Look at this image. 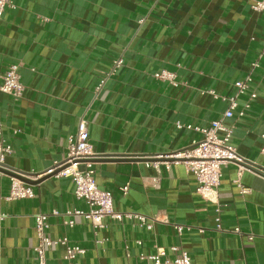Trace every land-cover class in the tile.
I'll list each match as a JSON object with an SVG mask.
<instances>
[{"label": "crops", "instance_id": "1", "mask_svg": "<svg viewBox=\"0 0 264 264\" xmlns=\"http://www.w3.org/2000/svg\"><path fill=\"white\" fill-rule=\"evenodd\" d=\"M11 1L15 9L0 19V77L18 65L25 92L20 100L0 93V142L12 147L4 170L41 183L32 186L34 199L8 200L13 177L0 172V264H38V215L49 216V237L67 239L48 249L49 264H67L68 247L84 250L82 264H148L142 255L164 248L173 257V247L193 264H264V176L249 169L239 176L238 163L225 165L218 214L183 164L148 166L199 142L200 133L177 124L209 128L229 107L222 97L236 95V84L251 76L257 99L238 117L249 96L239 99L227 121L235 126L230 145L264 167V13L251 9L258 0ZM165 71L175 84L154 78ZM83 116L98 187L113 194L118 212L157 217L151 230L128 220L104 219L97 232L85 218L65 224L67 211L89 207L71 179L47 172L67 157ZM176 226L189 229L180 236Z\"/></svg>", "mask_w": 264, "mask_h": 264}, {"label": "built area", "instance_id": "2", "mask_svg": "<svg viewBox=\"0 0 264 264\" xmlns=\"http://www.w3.org/2000/svg\"><path fill=\"white\" fill-rule=\"evenodd\" d=\"M10 9H15V5L11 0H0V19L3 14ZM251 9L256 13H264V0L254 1L251 5ZM122 64V59L114 63L112 71L108 74V79L116 74L117 69L120 68ZM258 66V63L252 65L253 68H257ZM19 69L18 65H12L0 77L2 80L0 84V93L7 94L15 100L22 99L25 92V86L21 81ZM154 78L158 81L170 82L171 84H175L176 80L175 75L166 71L155 74ZM106 80L102 81L96 88V98L102 92ZM251 84L252 77L249 76L246 80L236 84V95L229 98L222 97L223 100L229 103V107L223 117L220 120L214 121L209 128L183 125L181 123L177 124L179 130L187 129L200 133L202 139L199 142L179 152L155 156L151 158L152 162L148 163V166L156 169H159L161 165H165L168 170H170L173 165L183 164L187 172L192 175L197 182V194L203 201L215 205L218 214L222 212V207L219 202V189L221 186L223 167L229 163H238L239 176H241L244 171L248 170L244 166L246 160L238 154L236 148L230 145L235 126H230L227 121L235 117V111L239 107V99L241 97L248 95L249 99L244 103L238 117H244L245 112L251 107V102L257 99V94L251 90ZM212 94L215 95L214 92H212ZM67 151L65 160L49 170L47 175L71 179L74 184L75 197L79 200H84L89 207L88 212L81 210L67 211L63 215V217L67 219L65 222L67 226L73 228L75 226V218H85L93 224L96 232L105 228L103 224L104 219H111L119 223L128 220L132 222L134 226L150 230L153 228L154 224L157 222V217H150L134 212H118L115 209L113 194L101 190L98 187L95 170L98 156L94 152L91 143L89 123L86 116H83L79 120L76 132L70 136ZM261 153L264 155V148ZM11 154V145L7 144L5 141H1L0 169H4V165ZM252 167L264 174V167L258 168L254 165H252ZM11 180V193L8 200L34 199L36 197L32 186L24 184L14 177ZM236 184L243 195L250 192L249 189L241 184L240 180H237ZM129 190V184L121 188V192L124 196L128 194ZM53 215L60 216L58 212H53ZM3 219L4 216H0V221ZM48 219V215H38L35 217V229L39 241L38 246L35 248L38 264H49L47 260L48 249L58 244H67V239L55 241L47 235L50 227ZM220 223L221 218L219 216L217 218L218 230H222ZM186 229L189 228L176 226V230L180 236L183 235ZM200 233L203 234L205 231L202 229ZM235 233L241 235L239 229H237ZM253 238V235L249 236L250 240H253ZM138 244H140V242H138ZM126 249L129 250V247L127 246ZM171 252L174 254L173 257H170L166 249L157 248L155 254L149 256L142 255L141 260L148 264H193L192 258L188 252L182 251L177 247L171 248ZM83 254L84 250L78 247H68L65 257L67 264H82L79 258Z\"/></svg>", "mask_w": 264, "mask_h": 264}, {"label": "water", "instance_id": "3", "mask_svg": "<svg viewBox=\"0 0 264 264\" xmlns=\"http://www.w3.org/2000/svg\"><path fill=\"white\" fill-rule=\"evenodd\" d=\"M244 166L247 169L252 170V171H254V172H256V173L264 176V174L262 172H260L256 168H253L252 167V164L250 162L246 161V163L244 164ZM0 172L6 173L8 175H11L12 177H14V178L19 179L20 181H22L24 184H27V185H30V186H36L37 184L41 183L40 181H33V180H31L30 178H27V176H25V175L15 174V173H12V172H7L4 169H0Z\"/></svg>", "mask_w": 264, "mask_h": 264}]
</instances>
